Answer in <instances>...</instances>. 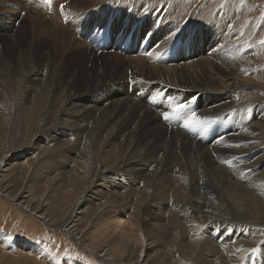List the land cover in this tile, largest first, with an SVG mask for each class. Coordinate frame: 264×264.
Segmentation results:
<instances>
[{"label":"bare ground","instance_id":"bare-ground-1","mask_svg":"<svg viewBox=\"0 0 264 264\" xmlns=\"http://www.w3.org/2000/svg\"><path fill=\"white\" fill-rule=\"evenodd\" d=\"M220 2L221 0H52L51 9H49L42 1L39 2L38 0H24L23 2H18L16 0H0V6L2 5L0 8V21H3L6 25L9 24V26L17 25L11 31L0 32V37H2L0 38V72L2 67L7 65L3 56V51L6 49L7 43L12 45L14 50L18 51L19 46H14L12 43H15L19 38H25L26 40H31L30 48L33 46V44L38 45L40 43V50L42 51L38 57L34 58L35 52L30 50L27 59L14 65L13 69L15 75L9 74V77H7V82L6 79L2 78L4 77L2 74L0 91L12 93L13 90H16L15 93L17 94L18 89L23 90L25 101L29 102L30 106L32 105V107L34 106L35 108L41 106L42 100L45 101L47 98L49 99V97L53 103H58L59 101L63 103L62 109H59L60 114L57 113L60 116L61 123H59L61 125L49 129L44 128L45 130L43 132L41 130V134L39 135V137L42 138L34 139L35 143L39 145H36L35 143L33 145L31 144L32 147H30V149L32 148V151H36L35 153L33 152L37 156V160H35H41L44 162V158L47 157V154L55 155L64 151L69 152V150L73 148V145H71L72 140L82 141V139H85L86 142H88V139L90 141L92 138V140L95 143H98V145L99 143L104 144V146H101L103 149H107L109 147H118L120 149L119 151L121 152L122 150L123 153L121 152L122 155L120 158L116 157L118 160L114 158L115 161L117 160L115 167H110L111 165L108 167L106 166V169L101 167L102 170L99 172L97 171L98 176L96 177V180L94 179V181L105 180L107 182L110 175V186L112 185L120 188V185L117 182L118 178L116 174L125 173L132 179H141V181L144 182V185H146V183H150L154 186V189L156 187V182L159 185L161 194L164 195L167 189L171 187L173 189L170 192L171 199H173V201H179L176 203V206L180 207H178L180 209L178 214L183 221L186 219V221L190 224L184 227V229H186L185 231L187 233V238L198 235L194 233L196 230L192 227L202 223L201 215L203 214L205 217L214 216L224 220L229 219V213L224 207L223 198L225 199V202H227L234 210L245 208L248 211L250 210L251 214L253 213V209H255V211L259 210L264 212V154L260 155L257 151L258 147L256 141L259 140L260 137H255L246 126V124H249V122L253 121L254 124L255 122H264V109L261 111H254L252 109L248 110L246 113L244 111V107L242 108L241 106H237V104H235L237 103V100L235 101L237 97L234 99L235 95L233 96L232 94V90H234L237 81L235 79L236 76L243 77L244 75H248V78L243 79L245 82L249 83L264 81V77H260L262 76V74H260L257 78L254 76V74L245 72L250 69V59L255 58L254 56L256 54L251 50L247 52L245 51L246 45L244 44L243 40H241L245 37L241 35L244 32H241L240 34L239 28L237 26L238 23L233 21L236 2L228 6H222ZM108 4L109 6H112L111 9L110 7L103 8V6ZM62 5L63 8H61ZM114 7L115 10L113 9ZM43 18H47V22H45ZM241 25L239 26L240 28ZM70 31L75 32L73 36L70 35ZM107 31L110 33L111 42L109 46L103 47L101 45V38L105 36ZM247 32L249 33V29ZM248 33H246V35H249ZM147 34H150V38H148ZM77 36H80L83 39V45L75 40ZM247 38L248 37L246 36L244 39ZM126 41H128L127 47L124 46ZM2 42H4V45L1 44ZM109 47L111 50H116L117 56H110V54H107L110 50L108 49ZM86 50L88 52L90 51V53L92 52V55L86 52ZM101 51H107L105 52L106 55L100 56ZM73 52L77 53L73 54ZM149 53H151V55H149ZM100 57L101 59L104 58L108 61L103 62L104 64L97 62L99 64L96 65L95 72L89 73L86 65L91 63V61H93L92 63L95 64V61ZM112 61L114 62L112 63ZM117 61L123 62L120 68L124 69V72H121L122 75L120 74L121 76L119 78H117L118 76L115 77L114 75L117 68ZM241 64L245 68L244 71H241ZM65 69H70V72L66 73ZM37 71L43 72L42 79H35L38 76L36 75ZM79 75H81V77H79ZM114 82L115 85L112 86V83ZM248 89L254 90L257 89V86H253ZM242 94L247 96L248 93ZM249 94L252 95L251 93ZM242 99L243 98H239V100ZM177 105H186V107H184L183 110H175ZM59 106L61 105L59 104ZM45 107L46 106H44V108ZM25 110L27 109L25 108ZM42 110L44 109L42 108ZM3 112L4 111H2L0 108V118L3 117ZM35 112L36 110L32 114L30 109L31 115H35ZM255 113L257 114L256 116ZM42 116H44V114ZM165 117H167V119H165ZM227 117L228 121H225ZM187 118L193 119L195 123H205L209 121L214 123L208 126L201 123L197 126H194V122H190L192 130L196 132L200 130L199 132L201 133L203 131L209 132L206 135L207 137H204L205 140L212 139V134L218 127H220L218 129H223V122H228L231 124L228 131L232 132H228V134L225 135V138L222 139L220 143H217L220 141L217 138L204 148L202 145H205V143L202 141L200 134H189L186 136L184 132L186 129L181 125H178L182 119ZM42 123L44 124V121H42ZM213 127L214 131L211 133ZM255 128L258 127L256 126ZM69 133L72 134L69 135ZM195 138H197V140H195ZM45 143L47 145H45ZM50 143L55 144L49 145ZM85 144L87 145V143H84L83 145ZM59 148L63 150H60ZM47 149L49 150L48 153L43 155ZM115 151L117 150L115 149ZM105 154H101L102 157ZM109 155L107 156L108 158ZM118 155L120 154L118 153ZM87 156L85 158H87ZM5 161L8 162L9 159ZM0 163V180L3 181L12 168V164L10 165L9 163L6 165L4 161H1ZM78 164L81 163H77V165ZM67 165L72 167L73 163H69ZM4 166H6V168ZM12 166L15 167L14 164ZM224 167H227V169H230L231 171L228 172V170H223ZM32 168L34 169V167ZM36 171H38V174H40L39 169ZM199 172H202V178L198 177ZM10 173L12 174V172ZM65 173H63V176ZM10 175L8 174L9 177ZM111 176H113V178ZM77 177L81 178V176L78 175ZM43 179H45V177ZM36 182L40 183V181L37 180ZM66 184L63 183L65 186ZM102 184L90 186L88 187V191L96 198L101 197L100 195L102 189H106L108 182L106 185ZM74 188L77 189L76 186H74ZM181 188L187 192L185 199L179 194ZM64 189H66V187ZM203 189H208L209 191H204ZM68 190L71 191V189ZM25 191L23 193L27 192ZM8 192L4 188L0 190V205L3 204L5 200L9 201L12 205L15 203L14 205H16V208L23 211L25 214H28L30 217L33 216L37 218V220H39L44 226L46 225L43 217L45 216L44 214L41 212L36 213V209L34 210L30 208L29 204L27 205L24 199L23 201L21 200L22 197L20 195L13 196L12 194V196H10L11 194L9 195ZM158 192L159 191L157 190L156 194H158ZM202 192L205 193L209 201L214 198L218 203L215 205V203L213 204V202L210 203L209 201L205 203L204 200L201 202L192 200V197L194 196H202ZM123 193L119 192V194L122 195V198H119L121 201L124 200ZM142 193L144 192L142 191ZM55 194L57 193H54L53 195L56 196ZM141 195L143 196V194ZM115 196L114 198L117 199ZM66 197L68 196L66 195ZM42 198L44 199V197ZM139 198L140 197H138V199ZM143 198L144 197H142V199ZM148 198L150 197H147V201ZM63 199H65V196ZM156 199L158 198L156 197ZM161 199L160 201H163ZM232 200L234 204L230 203ZM169 201L171 202V200ZM114 202L115 205L116 201ZM139 203L140 202L137 204ZM7 205L9 204L7 203ZM48 206L52 205L49 204ZM119 206H121V204H119ZM41 207L43 208V206ZM60 207L61 206H59V208ZM1 208H3L2 205ZM164 208L165 205H162L155 211L164 213ZM128 209L131 210L129 207ZM149 210H151V208ZM3 211L4 210L1 212ZM84 212H86V210L81 209L74 213L75 219H72L69 224L67 223L65 230H61V234L64 237L66 231L69 233L66 234L68 237L71 235L73 238H76V240L81 238L82 235L80 234L81 231H79L78 223L81 219L80 215ZM114 212L115 211H113V213ZM144 214H147V212ZM2 215L4 216V214ZM121 216L122 215L118 213V217L114 218L113 222H111L113 224L114 232L121 231L119 229L123 228L125 223L128 224V221L124 218H121ZM26 219L28 221V218H24L23 220ZM169 220L167 221L169 222ZM23 222L25 224V221ZM193 222H196V224H192ZM28 225L29 222L26 226L28 227ZM137 225L139 224L137 223ZM202 226L201 232H206L207 225L204 223ZM34 228L35 227H30L28 230H34ZM40 228L43 227L40 226ZM137 229H139V227ZM242 229L244 230L243 235L240 232L231 234L230 231H228V233L218 235V241H212L218 253H221L222 261H225L222 262V264H242L243 258L247 252L244 250V243H247L245 246H249V242L251 244L252 241L254 244L264 237L263 229L258 230L256 228L257 231H253L252 234H249V232L247 233V231L245 232V227ZM128 231H130V234L133 230L131 231V229H127L126 233H128ZM40 233L43 234L42 232ZM40 233L39 235H41ZM152 234L154 233L152 232ZM154 235L157 236L153 240V236L148 235L149 238L145 237L149 241L148 248L153 247L157 240L165 244L164 239H162L159 234L156 233ZM123 236L127 238L126 234H123ZM243 237H246L247 239L243 240ZM71 238L69 239L71 242H73ZM69 239H67L68 243ZM120 239L122 240V238ZM195 239L196 238H194V240ZM188 240L191 241L192 238H188ZM203 240L207 241V239ZM43 241L45 242V240ZM46 241L48 243V240ZM81 241L82 239H80L79 242ZM126 242L130 241L126 239ZM115 245L112 244V246ZM190 245L187 246L189 247ZM204 245L205 243L203 246ZM76 246H79L78 249L82 251L86 257L91 255L92 259L94 258L96 260L103 261L105 264H116V261L118 260V258L116 261L114 260L112 253V250L116 252V249L111 250V248H102L103 250H101V252L104 251L103 255L99 256L96 250H94L91 246L83 244L82 242L80 245L77 243ZM192 246L190 249H192ZM183 249H185V247ZM262 249L264 250V246ZM158 250L159 249H155L154 251ZM185 250L188 251L187 249ZM211 252L214 251L212 250ZM258 252L259 255L256 258L253 259L252 257H248L250 262L249 264H261L258 262H260L259 260L264 259V253H261V249H258ZM18 253L19 252H17V254ZM225 253H229V255L227 256ZM204 256H202V258ZM122 260L121 264H131V262H127L128 260ZM162 260H164V258ZM200 260H206V258L201 259L200 257ZM145 263L146 262L143 264ZM206 263L207 262H205V264Z\"/></svg>","mask_w":264,"mask_h":264},{"label":"rangeland","instance_id":"rangeland-1","mask_svg":"<svg viewBox=\"0 0 264 264\" xmlns=\"http://www.w3.org/2000/svg\"><path fill=\"white\" fill-rule=\"evenodd\" d=\"M16 1L23 2L24 0H16ZM235 2H236V4H235L236 8H235V14H234V17H233V21L238 23L237 26L239 28V33L241 34V32H244L241 35L243 37L247 36L249 38V39L248 38L244 39L245 38L244 37V38L241 39V40H243L244 44L246 45L245 51L247 52V51L251 50L253 53L256 54L254 56L255 58H251L250 59V61H251L250 69L245 71V72H247L249 74H254V76L257 77V78L259 77L260 74H262V76H260V77H264V44L261 43V40H264V0H242V1H240V0H232L231 1L230 0V3H229V0H221L220 3H221L222 6H225V5L228 6V5L232 4V3L234 4ZM240 2H241V4H240ZM1 7H2V5L0 6V8ZM109 7H110V9L112 8L111 5L109 6V4L106 5V6H103V8H109ZM237 7H238V9H237ZM239 8H240V10H239ZM113 9L115 10V7ZM43 20L45 22H47V18L46 19L43 18ZM240 25H241V28L239 27ZM244 25H246L247 27L249 26V27L247 28ZM16 26H9V24L6 25L3 21H0V32L11 31ZM253 28L255 29V31H254ZM248 29H249V33L247 32ZM252 29H253V31L251 32ZM74 33L75 32L70 31V35H72V36L74 35ZM246 33H248L249 35H246ZM79 37L80 36H77L75 38V40L78 43L83 45V43H82L83 39L81 37L80 38ZM0 38H2V37H0ZM30 43H31V40H28V39L26 40L25 38H19L18 40H16L15 43H12L14 46H19V50L18 51L14 50V47L12 45H10L9 43H7L6 49L3 51V56H4L5 60H6L7 65L5 67H2V70L0 72V82H1L2 78L6 79V82H7V77H9V74L15 75V72H14V69H13L14 65L16 63H18V62H22L25 59H27L28 53H29L30 50L35 52L34 53V58L38 57V55L42 52L40 50V43L38 45L33 44V46L31 48H30ZM1 44L4 45V42H2ZM247 45H248V47H247ZM232 50H234V49H232ZM86 52H88V51L86 50ZM105 52H107V51H105ZM105 52L101 51L100 56L101 55L105 56L106 55ZM76 53L77 52H73V54H76ZM88 53H90V51ZM116 53L117 52H116L115 49L114 50L110 49L107 54H110V56H117ZM103 59H101V57H100L99 59H97L95 61V64L92 63L93 61H91V63H88L86 65V67H87V70L89 71V73L90 72L94 73L95 70H96V65H98L99 63L104 64L103 62L108 61L106 59H104V60ZM97 62H99V63H97ZM113 62L114 61H112V63ZM116 63H117V68H116V71H115L114 75H115V77L118 76L117 78H119L122 75V73L124 72V69L120 68L121 65L123 64V62L122 61H117ZM244 70H245V68L241 64V71H244ZM65 71H66V73H69L70 69H68V70L65 69ZM117 72H118V74H117ZM2 74L4 75V77L1 78ZM36 75H38V76L35 79H37V78L42 79L43 72L42 71H37ZM79 77H81V75H79ZM248 77H249L248 75H244L243 77L242 76L241 77L240 76H236L235 77V79L237 81H236V85L234 87V90H232L233 96L235 95L234 99L237 97L235 99V101L237 100V103H235V104H237V106H241L242 108L244 107L245 108L244 111L246 113H247L248 110H252V109L254 111H261L262 109H264V81H260V82L257 81L256 83H254V82H250V83L249 82H245L243 78H248ZM114 85H115V82L112 83V86H114ZM253 86H257V89H254V90H249L248 89V88L253 87ZM15 92H16V90H13L12 93L11 92L0 91V108H1L2 111H4L2 115H3V117H5V118H3V117L0 118V162L4 161L6 165H8L9 163H10V165L11 164L15 165V167L11 165L12 171L10 169V171L8 172L9 175L11 174L10 172H12L10 177L7 174L6 178L3 179V181L0 180V190L2 188H4L7 192L9 191L8 193H9V195L11 194L10 196H12V194H13V196L20 195L22 197V199H21L22 201L24 199L26 201L27 205L29 204L30 208H32L34 210L36 209L35 210L36 213L37 212L38 213L41 212L42 214L45 215L43 217H44L46 225L44 226L39 220H37V218H35L33 216L30 217L28 214H25L23 211H21L18 208H16V205H14L15 203H13V205H12V204H10L9 201L5 200L3 202V204H1L3 208H1V205H0V232H2V233H0V240H1L0 241V251L2 252V253L0 252V264H23V263L24 264H57V261L60 262L59 264H105V263H103V261H99V260H96L94 258L92 259L91 255L86 257L85 254L78 249L79 246L78 247L76 246L77 243H79V245H80L81 242L83 244L91 246L94 250H96L98 252L99 256L103 255L104 251L101 252V250H103L104 248H109V249L111 248V250L112 249H116V252L114 250H112L114 260L116 261L117 258H118V260L116 261V264H121L122 263L121 262L122 259H124L122 261L128 260L127 262H131V264H134V263L135 264H137V263L138 264L139 263L143 264L144 262H146L145 264H151V263L152 264H154V263L155 264H162V263L163 264L164 263L165 264H173V263L174 264H193V263L196 264V262L198 260H199L198 261L199 263L197 262V264H201V263L205 264V262H207L206 264H222V262H225V261H222L221 253H218L216 247H214L213 242H212L214 240L218 241V237H217L218 235L228 233V231H230L231 234H234L235 232H240L243 235V231L244 230L242 228H244V227H245V232L247 231V233L249 232V234H252L253 231H257L256 228L258 230L259 229H263L264 230V212L263 211H259V210L255 211V209H253L252 210L253 213L251 214L250 210L248 211L245 208H242L240 210H237V209L234 210L233 208L230 207V205L227 202H225V199L223 198L224 207L227 210V212L229 213L228 214L229 215V219L224 220V219L219 218V217H217V218L214 217V216L205 217L204 214L201 215L202 223L192 227V228H194L196 230V232H194V233L198 234V235H196L194 237H188L190 239L192 238V240H193V242H192V240L189 241L188 238H187V235H186L187 234L186 231H185L186 229H184V227L187 226V225H190V224L186 221V219L183 221L182 218L180 217V215L178 214L179 211H180V209H179L180 207L176 206V203L179 202V201H173V199H171V197H170L171 193L170 192L173 190L171 187H169L167 189V191L165 192V195H164V194H161V190L159 188V185L156 182H155V185H156L157 188L155 187V189H154V186L151 185L150 183H146V185H144V182L141 181V179H139V178L132 179L128 175H126L125 173L116 174L117 178H118L117 182L120 185V188L117 187V186H112V185L110 186V181H109L110 180V175L108 177L109 180L107 181L109 185L107 184V182L105 180H103V181H98V180L94 181V179L96 180V177L98 176L97 173L99 171H101L102 168L106 169L110 165H111L110 167H115V165L117 163V160H118L117 158H120V156L122 155L121 154L122 150L120 152L119 151L120 149L118 147H117L118 149L116 147H109L107 149H103V147H101V146H104V144L101 143L102 144L101 145L99 143V145H98V143H95L92 140V138L90 139V141L88 139L89 143L86 142L85 139H82V141L84 140L83 142L81 140H77V141L75 140L77 143L74 140H72L71 145H73V148L70 149L69 152L66 151L68 153H66L64 151V152L52 155V154H47L48 151H49L47 149L45 154H43V155L47 154L46 155L47 157L45 156L46 158H44L45 161L44 162H42L41 160L36 161L37 160V156L34 154L36 151H32L31 150L32 148L30 149V147H32V145L35 143V141H34L35 138H38V139L42 138V137H39V135L41 134V130L43 132L45 129L54 128V127H57V126L61 125L60 124L61 123L60 122V116L57 113H59V111L62 109L63 103L59 101L58 103L61 105V106H59L58 103H53L52 100L50 99V97L48 96L49 99L47 98L45 101L42 100L41 106L38 107L39 108V110H38V108H35L34 106H33L34 107L33 108L32 105L30 106L29 102L25 101L24 96H23L24 95L23 90H19L18 89L17 94ZM242 93H248V94L246 96V95H243ZM249 93H251L252 95H250ZM20 97L21 98L23 97V98L21 99ZM239 98H243V99L239 100ZM43 102H44V104H43ZM44 106H46V107L44 108ZM28 107L31 109V113L32 114L36 110L35 115H31L30 109ZM25 108L27 110H29V111L25 110ZM32 108H33V110H32ZM40 108H41V110H40ZM42 108L45 111L42 110ZM5 109H6V111H5ZM49 110H50V112H49ZM51 111H52V113H51ZM41 114L42 115L44 114V116H42ZM47 114H48V116H47ZM49 115H51V116L53 115V116L51 117ZM256 115L257 114L255 113V116ZM44 118H45V120H44ZM4 121H6V122H4ZM42 121H44L45 125L42 123ZM47 121H48V123H47ZM191 121L194 122L193 123L194 126H197L200 123L201 124H206V126H208L210 124H214V123L212 121L205 122V123H202V122L195 123V121L193 119H191V118L182 119L178 123V125H181L182 127H184L186 129V131H184L186 136L189 135V134H194V135L200 134V136L202 137V141L205 143V145H202L204 148L208 144L213 142L215 139H217V138H218V140H220L217 143H220L221 140L225 138V135L228 134V132H232V131H228V129H229L231 124L228 123V122L221 121V122H223L224 128L223 129H218V128H220V127H218L216 129V131H214V127H213L212 128V132H211V133H213V131H214V133L212 134V136H213L212 139L205 140L204 137H207L206 135L209 132L203 131L201 133V132H199L200 130L197 131V132L192 130L191 123H190ZM225 121H228V117L226 118ZM253 122H249V124H246V126L248 127V130L250 132H252V134L255 137H260L259 140L256 141L257 142V147H258L257 151H258V153L260 155H263L264 154V150H263L264 149V122H262V123H256L255 122V124ZM252 124H253V126H252ZM256 126L258 128H255ZM204 128H206V127H204ZM39 129H40V131H39ZM71 134L72 133H69V135H71ZM44 136H47V135H44ZM195 140H197V138H195ZM84 143H87V145L89 147L86 144L83 145ZM35 144L39 145L37 143H35ZM53 144H55V143H50L49 145H53ZM45 145H47V144L45 143ZM10 146H11V148H10ZM114 148L117 151H119V152L115 151ZM59 149L63 150L61 148H59ZM109 149H110V151H109ZM107 150H108V152H107ZM10 151H12V152H10ZM73 151H74L75 154L73 153ZM85 151H86V153H85ZM118 153L120 155H118ZM62 154H63V156H62ZM83 154L86 155V156L88 155L87 156L88 159L85 158L86 156H84ZM101 154H105V155H103V157H102ZM81 155H83V156H81ZM108 155H109L110 159L107 157ZM89 156H91V157H89ZM93 158L96 159L98 161V163ZM114 158L117 159V160L115 161ZM192 158H193V156H192ZM7 159H9L8 162L5 161ZM112 159H114V160H112ZM87 160H90V161H87ZM92 162H93V164H92ZM192 162H193V160H192ZM38 163H39V165H38ZM69 163H73V166L69 167L67 165ZM77 163H81V164L77 165ZM82 164H84V165H82ZM0 165H1V163H0ZM20 165H22L23 167L20 166ZM112 165H114V166H112ZM79 166H81V167H79ZM94 166H95V168H94ZM4 167L6 168V166H4ZM32 167H34V169ZM30 168H32L33 170L30 169ZM35 168H37V169H35ZM87 168H88V170H87ZM38 169H39V173L40 174H38V171H36ZM6 170H8V169H6ZM64 170H65L66 173L64 172ZM107 170H110V169H107ZM223 170H225V171L228 170V172L231 171L230 169H227V167L226 168L224 167ZM14 172H17V173H14ZM70 172H71V174H70ZM63 173H65L64 176H63ZM89 173H92V174H89ZM0 175H1V172H0ZM77 175L81 176V178L77 177ZM8 177H9V179H8ZM42 177L43 178L45 177V179H43ZM111 177L113 178V176H111ZM114 177H115V174H114ZM198 177L202 178V172L198 173ZM41 178H42V181H41ZM79 178L83 179V180H80ZM6 180L9 181V182H7ZM36 180L40 181V183L36 182ZM52 180H53V182H52ZM63 183L64 184L67 183L66 186L63 185ZM88 183H90V184H88ZM102 183L104 185H106V184L107 185H106V189L105 188L102 189V192H101V195H100L101 197H97L96 198L95 196H92L93 194L88 191V187L96 186L98 184L100 185ZM80 184H81V186H80ZM83 184H85V185H83ZM73 185L76 186L77 189L74 188ZM30 187H31V189H30ZM65 187H66V189H64ZM83 188H84L85 191L83 190ZM16 189H17V191H16ZM68 189H71V191L68 190ZM120 189H121V191H120ZM132 190H134V191H132ZM157 190L159 191L158 194H156ZM203 190L205 191V190H208V189H203ZM24 191L26 193H23ZM142 191L144 193H142ZM28 192H30V193H28ZM117 192H118V194H117ZM119 192L120 193L124 192L123 193L124 200H122V201L119 200V198L120 199L122 198V195L119 194ZM52 193L53 194L57 193V194H55L56 196H54ZM141 194H143V196ZM144 194H145L146 198H145ZM146 194H148V195H146ZM179 194L184 199L187 196L186 190H183L182 188L180 189ZM63 195L65 196V199H63V197H64ZM66 195L68 197H66ZM159 195H161V196H159ZM201 195L202 196H194V197H192V200L193 201H197V202H201L202 200H204V202L207 203L209 200H208L207 196L205 195V193L202 192ZM24 196H25V198H24ZM46 196H47V198H46ZM114 196L117 197V199L114 198ZM152 196H154V197H152ZM162 196H164V197H162ZM183 196H185V197H183ZM42 197H44V199ZM138 197L141 198V199L139 198L140 201H139ZM142 197H144V198L142 199ZM147 197H150V198H148V201H147ZM156 197L158 199H156ZM66 198H69L70 200L66 199ZM153 198H155L156 200L153 199ZM102 199H103L104 202L102 201ZM150 199H151V201H150ZM160 199L163 200V201H160ZM61 200H63V201H61ZM108 200L110 201V203H109ZM136 200H138V201H136ZM169 200H171V202ZM114 201H116L115 205H114V203H115ZM149 201L151 202V204H150ZM164 201H165V204H164ZM6 202L9 205H7ZM77 202H78V204H77ZM138 202H140L141 204L140 203L137 204ZM161 202H162V204H161ZM209 202L210 203L213 202V204L215 203V205L218 203L214 198L211 199V201H209ZM58 203H59V205H58ZM73 203L74 204L76 203V204L74 205ZM122 203H123V206H122ZM159 203H160V205H159ZM230 203L234 204L233 200ZM49 204H51L52 206H48ZM119 204H121V206H119ZM53 205H54V207H53ZM110 205H111V207H110ZM112 205H113V207H112ZM146 205H148V206H146ZM155 205L158 206V207H156ZM162 205H165L164 210L167 211V212L163 211L164 213H161V212L157 211L158 212L157 213L155 210H157ZM41 206H43V208ZM59 206H61V207L59 208ZM12 207H14V208H12ZM65 207H66V210H65ZM128 207L131 208V210L128 209ZM120 208H121V210H120ZM146 208H148V209H146ZM150 208H151V210H149ZM39 209H40V211H39ZM81 209H85L86 210V212H84L83 214L80 215L81 219H80V221L78 223L79 224V231H81L80 234L82 235L80 239H82V241L79 242L80 239L76 240V238H73V236H71V235L68 237L66 234H69V233L66 232V231H65V237L66 236L67 237L65 238L61 234V230H63V229L65 230V226L67 225V223L69 224L72 219H75L74 213L77 212L78 210H81ZM144 209H146V210H144ZM2 210H4V211L1 212ZM42 210H45V211H42ZM112 210L115 211L114 213L116 215L113 213ZM168 210H169V212H168ZM5 212H6V214H5ZM10 212H11V214H10ZM145 212H147V214H144ZM47 213H48V215H47ZM118 213L120 215H122L121 218H124V219H126L128 221V224L125 223L123 228L119 229L121 231H115L114 232L113 231V224L111 222H113L114 218L118 217ZM128 213H129V215H128ZM2 214H4V216ZM104 214H106V215H104ZM166 214H167V217H166ZM111 215L114 216V217H112ZM132 215H134V216H132ZM154 215H155V217H154ZM106 216H107V218H106ZM143 216H144V218H143ZM21 218H22V220L24 218H28V221H27V219L23 220V221H25V224H24V222L21 220ZM166 218H168L167 220L170 219L169 222L167 220H165ZM26 222L27 223L29 222L30 226L28 225V227H27L26 226L27 225ZM35 222H36V224H35ZM137 223L139 225H137ZM204 223L207 225V231L206 232H203V231L201 232V229L203 227L202 224H204ZM129 224H132V225H129ZM192 224H196V222H193ZM36 226H39V227H36ZM40 226L43 227V228H40ZM132 226H134V227H132ZM137 226L139 227V229H137L138 228ZM30 227L31 228L35 227V228H34V230L30 229V230H32V231H30V230H28V228H30ZM165 227H166V230H165ZM127 229H131V231L132 230L133 231L129 234L130 231H128V233H126ZM136 229H137V231H136ZM36 230H38V231H36ZM122 231H123V234H126L127 238L125 236H123ZM40 232H42L43 234H41ZM152 232L154 234H156V233L159 234L161 236V238L164 239L165 244L163 242L161 243L159 240H157L153 247L148 248L149 247V244H148L149 241L146 238H149V236H153L152 237V240H153L157 236V235L152 234ZM39 233L41 235H39ZM137 233H139V234H137ZM205 233H206V235H205ZM174 234H176V235H174ZM34 236H36V237H34ZM131 236H133V237H131ZM257 236H254V237H257ZM259 236H261V235H259ZM197 237H198V239H197ZM69 238H71L73 242H71ZM120 238H122V240ZM134 238H135V240H134ZM194 238H196L195 239L196 242H195ZM67 239H69L68 240L69 243L67 242ZM126 239L128 241H130V242H126ZM203 239H207L208 243H207V241H205ZM242 239L244 240V239H247V238L243 237ZM43 240H45L46 243ZM46 240H48V243H47ZM123 240H124V242H123ZM255 240H257V239H255ZM107 243H109L110 245L107 244ZM114 243L118 244V245H115ZM204 243H205V245L203 246ZM112 244L115 245V246H112ZM190 244H192L193 246L190 245ZM245 244H247V243H244V246L243 245L242 246L244 247V250L247 251V252H246L245 257L243 258L242 264H249L250 263L249 260H248V257H252L253 259L256 258L259 255L258 249H261L262 250L261 253H264V250L262 249V247L264 246V237H263V239H260V241H257L254 244L252 243V241H251V244L249 242L248 243L249 246H245ZM133 245H134V247H133ZM187 245H190V246L188 247ZM74 246H75V248H74ZM191 246H192V249H190ZM112 247H115V248H112ZM184 247L188 251L183 249ZM208 247L209 248L211 247V248L209 249ZM205 248H207V249H205ZM155 249H159V250L158 251H154ZM125 250H126V252H125ZM212 250L215 253L211 252ZM17 252H19L18 253L19 256H18ZM20 252L23 255H21ZM120 252H121V254H120ZM129 253H131V254H129ZM185 253H189L190 255L189 254H185ZM59 254H60V256H59ZM81 254H82V256H81ZM225 254H227V256L229 255V253H225ZM202 256H204L203 258L204 259L206 258V260H200V257H201V259H203ZM223 256H225V255H223ZM146 257H147V259H146ZM184 257H186V258H184ZM163 258H164V260H162ZM207 258L208 259L211 258L212 260L211 259L208 260ZM20 259H22V260H20ZM86 259H88L89 261L86 260ZM91 259H92V261H91ZM119 259H120V261H119ZM185 259H186V261H185ZM17 260H19V261H17ZM144 260H146V261H144ZM153 260H155V261H153ZM187 260H188V262H187ZM259 261L260 262H258V263L264 264V259H261ZM237 264H241V263H237Z\"/></svg>","mask_w":264,"mask_h":264},{"label":"snow or ice","instance_id":"snow-or-ice-1","mask_svg":"<svg viewBox=\"0 0 264 264\" xmlns=\"http://www.w3.org/2000/svg\"><path fill=\"white\" fill-rule=\"evenodd\" d=\"M63 8V5L61 6ZM148 38H150V34H147ZM261 43L264 44V40H261ZM151 55V53H149ZM186 107V105H177L175 110H183V108ZM167 119V117H165ZM57 264H59V261H57Z\"/></svg>","mask_w":264,"mask_h":264}]
</instances>
